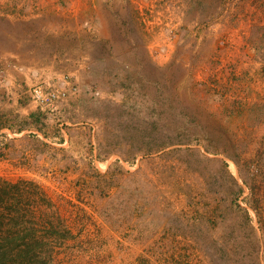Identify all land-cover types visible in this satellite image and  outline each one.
Masks as SVG:
<instances>
[{
	"label": "rangeland",
	"instance_id": "obj_1",
	"mask_svg": "<svg viewBox=\"0 0 264 264\" xmlns=\"http://www.w3.org/2000/svg\"><path fill=\"white\" fill-rule=\"evenodd\" d=\"M0 264H264V0H0Z\"/></svg>",
	"mask_w": 264,
	"mask_h": 264
},
{
	"label": "built area",
	"instance_id": "obj_2",
	"mask_svg": "<svg viewBox=\"0 0 264 264\" xmlns=\"http://www.w3.org/2000/svg\"><path fill=\"white\" fill-rule=\"evenodd\" d=\"M34 94H35L36 98H39L40 94H41L40 89H35ZM50 97H52L53 99L55 98L54 94H50ZM49 100H51V99H49Z\"/></svg>",
	"mask_w": 264,
	"mask_h": 264
}]
</instances>
